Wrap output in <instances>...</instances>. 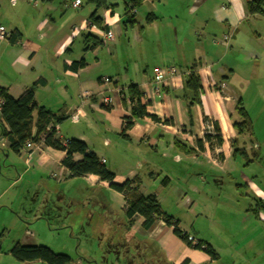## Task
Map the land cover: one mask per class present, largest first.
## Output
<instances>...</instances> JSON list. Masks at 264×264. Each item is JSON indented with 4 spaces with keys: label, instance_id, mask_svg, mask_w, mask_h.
Here are the masks:
<instances>
[{
    "label": "crops",
    "instance_id": "obj_1",
    "mask_svg": "<svg viewBox=\"0 0 264 264\" xmlns=\"http://www.w3.org/2000/svg\"><path fill=\"white\" fill-rule=\"evenodd\" d=\"M83 1L85 3V0ZM129 1L117 0L119 5L113 11L110 9L97 11L96 16L103 21L106 30L111 32L112 39L103 40L100 47L89 51L85 45L89 39L85 41V36L92 33L91 35L97 37L98 33H102L99 29L96 30L98 33L94 31L90 33L87 28V24L90 23L89 17L94 9L91 4H85V8H82L81 4L79 8H72L69 6V0H36L35 3L29 0H0V27L7 33L6 39L0 40V89H6L11 98H16L26 88L41 80L43 84L39 85L34 92V101L37 106L44 107L66 118L74 115V117L84 119L88 116L89 111L100 113L107 123L106 131L109 134L119 136L123 118L129 116V106L125 108L122 105L118 93L127 87L121 83L137 85L140 92L147 96L143 100L149 102L148 113L155 115L160 122L155 123L149 119L138 121L126 132L127 138H122L123 140L138 144L146 143L152 149L167 150L166 154L175 150L176 162L173 163H182V156L185 159L188 156L179 152L174 146L173 141L177 140L187 148L194 150V156L198 155L203 158L204 162L215 167L218 166L222 173H226L229 164L237 160V157L232 155L234 148L231 143L233 141L238 142L239 140V147L241 145L247 155L251 153L254 160L255 157L261 156L263 159L264 156L261 154L263 144L255 142L253 129L252 136L248 139L250 141L249 147L245 149L244 137H240L233 127V124L236 123L234 121L236 103L240 99H238L236 87L225 81L226 77L236 70L233 66L234 63L231 62L235 56L244 64L264 63V17L248 14L247 3L251 0H225L226 8L220 7L219 13L214 11L215 23L220 25L222 30L212 35H219L218 37H220L223 34H231L228 48H223L217 44L214 47L220 49L208 53V47L200 42V38L203 39L205 35L203 26L200 25L198 32L193 33L198 42L193 44V49L191 46L189 47L194 54L190 67L196 66L195 71L201 80V107L196 104L190 106L191 94L184 90V77L190 68L183 64L188 63V56L185 53H170L168 58L176 59L177 63L169 65L165 64V61H161L160 64L152 68V78L147 74V68L133 77H125L121 74L119 67L120 69L117 68L114 74L116 80H112L111 77H104L110 82L104 85L100 83L101 79H99L98 86L93 84L90 73L98 62L97 60L96 63L88 62V52H91V56L97 57L104 52L101 50V47H106L104 43L113 45L121 39V36L126 32L121 26L124 20L122 7ZM156 1L158 2V0ZM149 2V0H142V5ZM133 13L136 21V11ZM66 16L72 17L70 28H67L66 33L57 32L55 19L61 21ZM190 22L191 20L186 26ZM199 22L201 23L203 20ZM155 23L156 20L148 27L153 28ZM136 26H139L138 23ZM131 33L136 43L140 44L143 40L149 41V38L144 37V35L149 36L145 27L141 30L138 29L136 33ZM10 37H13L14 42H11ZM78 38L81 39L80 45L83 46L84 52L75 55L70 48H72L74 40ZM209 41L212 47L211 40ZM158 45L161 47L160 42ZM112 49H115V45L112 46ZM196 58L198 60H195ZM3 59H7V65L2 62ZM179 65H183L185 69L182 70ZM126 68H122V73L128 74ZM168 68L175 69L177 75L172 78L169 77L167 75ZM158 69H162L166 73V79L162 83L156 81ZM108 86L109 90H106ZM101 91L108 93L110 102L112 96L111 106L103 107L98 104V93ZM85 94H88V98L89 96L94 97L85 106H81V114H73L81 104L82 96ZM240 101L242 102V99ZM188 111L191 119L187 114ZM32 117L35 120V112ZM76 124L73 123V125ZM1 125L0 134L3 128L7 131V127L0 117ZM215 126L218 128L219 136L222 139V144L219 147L215 143H211L212 138L217 135L213 130ZM56 127V136L60 140L78 139L88 147V139L83 134L76 133L75 136L74 134H66L64 136L60 124ZM34 132L35 129L33 128L32 134ZM165 135L171 136L172 142L164 148L159 143L162 142L160 140ZM203 136L210 137V141L207 143L213 149L211 158L206 157L207 148ZM195 141L200 143L194 145ZM88 150L94 153L100 161H104L105 165L108 163L106 159L102 156L99 157L89 147ZM27 153L29 151L23 148L19 152H13L7 141L0 138V264H46L39 261L19 262L10 255L9 251L15 243L27 247L48 246L50 249L51 241L59 234H63L66 243L70 246L76 245L75 252L69 254L76 258V260L71 258L72 264L79 262L95 264L97 261L92 257L93 250L105 255L110 250H103L101 249L102 246L110 244L116 247L119 242L128 254L133 253V249L135 253H141L142 246L150 245L154 252L160 251L163 254L165 264L213 263L203 252L186 247L172 234V229L161 221H157L149 231H142L143 219L141 217H136L130 228L127 227L126 223L127 229L136 234L134 236L137 238L128 236L125 232V235L120 234L113 239L111 238L104 245L101 243V239L93 242L95 233L85 238L86 229L82 222L83 209L90 201L93 191L90 190L91 195L79 200L75 199L76 194L74 195L73 192H62V187L75 183L76 179H81L82 183L88 184L89 187L101 186L108 201L110 199L115 200L122 211L125 206L124 197L110 190L107 183L99 182L95 176L71 178L67 170L61 166L65 158L64 152L39 146L35 150L32 149L29 156ZM167 157V155H161L159 158L166 161ZM81 159V155H73L74 162ZM258 163L262 164V162ZM182 169L184 170V168ZM162 173L167 175L166 172H160L155 173V176H162ZM230 173L232 174L233 171ZM231 174L227 173V175ZM253 176L250 179H253ZM125 181L115 175V184H122ZM245 181L247 183L245 195L248 193V197L253 201L254 199L264 201V191L257 189L253 180L245 178ZM140 193L144 195L141 191ZM63 208L65 209L63 214L71 219L67 222L69 224H63L59 218L58 212ZM255 218L264 225V214L260 213ZM101 224L105 233L109 234L110 229L107 224L104 222ZM122 231L124 232L123 229ZM148 241L149 243H147ZM95 243V248H91ZM148 251L145 250V253L147 254ZM149 255L148 258L157 261L156 253L151 251ZM101 261H103V257ZM258 261L259 256H257L256 264ZM261 261L264 262L263 259ZM242 262H244L243 264H253V260L245 257H243Z\"/></svg>",
    "mask_w": 264,
    "mask_h": 264
},
{
    "label": "rangeland",
    "instance_id": "obj_2",
    "mask_svg": "<svg viewBox=\"0 0 264 264\" xmlns=\"http://www.w3.org/2000/svg\"><path fill=\"white\" fill-rule=\"evenodd\" d=\"M149 1L136 10V21L139 26L146 28L149 36L144 35V37L149 38L148 42L143 38L140 44L134 41L131 32L136 33L139 27L135 26L133 29H127L121 39L113 44L115 49H112L111 43H104L106 47H101L104 52L97 57L91 56V52H88V62L96 63V60L98 62L90 73V78L95 86H98L99 79H101L100 83L104 85L110 82L108 80L107 83H103L104 77H111L112 80H116L114 74L117 68L122 70V68L127 67L128 74L122 73L120 70L125 77H133L147 68V74L152 78V68L160 64L161 61H165V64L169 65L177 63L176 59L168 58L170 53H185L188 56V63L183 64L185 67H190L194 54L189 47L191 46L193 49V44L198 42L193 33L198 32L200 25L205 30L204 38H200V42L208 47V53L220 49L214 47L217 44L223 48H228L231 34H223L220 37H218L219 35H212L222 30V27L215 23L214 11L219 13L220 7L226 8L225 0ZM78 2L82 8L86 7L83 0H78ZM71 12L73 11L71 10ZM149 13H152L156 18L153 28L148 27L150 24L146 23V17ZM203 16L204 18H201ZM200 19L203 22L200 23ZM190 20V24L186 26ZM55 22H57V32L66 33L67 28H70L69 26L72 24V17L66 16L61 21L55 19ZM222 36L227 37L226 45L213 43L214 40L218 41ZM209 40H211L212 47ZM80 42L81 39L79 38L74 40L73 46L70 48L75 55L84 52ZM158 42H160L161 47H159ZM2 62L7 65V59H3ZM231 62L234 63L233 66L236 70L229 74L225 81L236 87L238 99H242L241 108L252 122L254 138L256 139L254 140L263 144L261 154L264 156V63L244 64L239 61L237 56L233 57ZM179 66L182 67V70L185 69L183 65ZM176 75L177 71L171 75V78ZM165 79L166 77L163 81ZM121 85L128 86L129 83L122 82ZM106 90H109V86ZM102 94L108 97L109 102L106 105L111 106L113 99L111 96L110 102L106 91L98 93V104L102 105L101 100L104 98ZM92 97L94 96L88 98V94L82 96V107ZM143 102L145 101L143 100ZM82 107L76 109L79 110V114L82 112ZM76 110L73 114L76 113ZM234 121L240 123L242 117L236 113ZM73 123L77 124L73 125ZM60 126L64 131V136L66 134H74L75 136L76 133L86 136L89 149L96 152L99 157L102 156L106 159L108 162L106 165L104 164L106 169L119 179L127 180L133 176L139 178L140 191L144 195L155 194L158 197L162 211L178 222L179 229L190 236L189 240L192 241L193 245L197 243V240H200L215 251L218 260L212 264H241L243 257L253 260V264H256L257 256H259L258 264H264L261 261L264 260V225L258 222L252 211H249L254 209L251 208L254 206V201L248 197V193L245 195L246 188H240L244 187L245 178L250 180L253 175H264V161L261 165L258 162L246 164V161L238 156L236 162L229 164L226 173H222L218 166L215 167L204 162L203 158L198 155H192L186 159L182 156L183 164L173 163L176 162L175 150L166 154L167 150L152 149L146 143L138 144L123 140L118 135L109 134L106 131L107 123L103 116L97 112L89 111L88 116L84 119L74 117V115L70 116L64 119ZM251 136L248 133L243 136L245 149L249 147L250 141L248 139ZM152 137L155 138V136ZM203 140L207 148L206 157L211 158L213 149L205 137ZM160 141L162 142L159 145H163L165 148L172 142V137L165 135ZM196 141L193 143L194 145L197 144ZM211 143H216L215 138H212ZM161 155H167V160H161L159 158ZM231 171H233L232 174ZM160 172H166L169 176L163 175L165 173H162V176H155V173ZM227 173L231 175H227ZM165 177H168L169 180H165ZM83 183L81 179H76L75 183L63 186L62 192H73L74 195L76 194L75 199L81 200L85 196L91 195L90 190L93 191L90 201L84 206V214H81L86 229L85 238L95 233L93 242L101 239V243L104 245L111 238L113 239L120 234L125 235V232L128 236L136 237L134 236L136 234L127 229V219L122 209L119 208L120 205L113 199L108 201L101 186L89 187L88 184ZM257 189H264V184H261V187H257ZM63 211H65L64 208L58 212L59 218L63 224H69L67 222L70 218L65 216ZM102 222L107 224L110 229L109 234L105 233ZM51 242L49 246L54 254H64L76 260L75 256L69 255L73 251L75 252L76 245L70 246L66 243L63 234L55 236ZM96 243L91 248H95ZM101 249H109L110 251L103 255L101 252L93 250L92 257L97 261L95 264H161L158 262L159 260L155 261L153 258H148L151 251L154 253L153 247L150 245L142 246L141 253H135L133 249L131 254L125 251L121 242L116 247L106 244ZM145 250H149L147 254ZM102 257L103 261H101ZM78 264L87 263L79 262Z\"/></svg>",
    "mask_w": 264,
    "mask_h": 264
},
{
    "label": "trees",
    "instance_id": "obj_3",
    "mask_svg": "<svg viewBox=\"0 0 264 264\" xmlns=\"http://www.w3.org/2000/svg\"><path fill=\"white\" fill-rule=\"evenodd\" d=\"M70 1V0H69ZM79 3V2H78ZM85 4H91L93 6V12L89 17V22L95 25L102 32H106V27L103 26V21L99 19L97 11L99 9H110L114 10L119 4L117 0H85ZM142 5V0H130L129 3L124 4L122 28L123 30L131 29L137 25L134 20V13ZM80 7V4H79ZM247 12L249 15H259L264 17V0H251L247 3ZM156 18L149 13L146 17V23L151 24ZM139 30L143 27L139 26ZM91 33V31H90ZM92 34V33H91ZM85 36L86 49L91 51L102 45L103 40L99 36L94 35ZM11 42H14L13 37H10ZM85 49V50H86ZM196 66H192L188 69V74L184 77V90L191 94V100L189 105L196 104L201 107L200 97L202 95V86L200 78L196 73ZM41 80L36 81L31 86L26 88L20 93L16 98H11L6 89H0V97L3 100L2 107L0 109V117L3 124L7 127V131L3 128L0 138L7 141L9 148L13 152H19L25 143L30 141L31 144L39 147L44 146L57 151L65 153V158L61 163V166L67 170L71 178H82L87 175H92L98 178L99 182H104L108 184V188L116 193L121 194L125 200V206L123 208L124 215L127 219V227L130 228L136 217H141L143 222L141 224V230L144 232L149 231L155 225V223L160 220L167 227L172 229V234L181 241L186 247L198 250L206 254L211 261L215 262L218 260V255L215 251L206 243L197 240L196 244H192L189 240V235L184 233L179 229V224L174 220L173 217L167 215L162 211L160 203L155 195H142L139 191L140 180L136 176L132 179L126 180L122 184H115V175L109 172L105 165L96 157V155L88 150V147L84 142L78 139L66 140L63 143L62 140L57 138L56 133L53 129L48 127H53L62 123L66 117H62L53 113L44 107L37 106L34 101L35 89L42 85ZM120 100L122 105L129 108V116L123 118V125L119 136L121 138H127L126 132L129 131L136 122L149 119L152 122L159 123L160 120L152 114L148 113L149 102H143V96L137 85H129L124 90L119 91ZM241 101L236 103V113L242 117L240 123H234L233 127L236 129L237 134L242 137L247 133L252 135V122L247 115V113L241 108ZM36 113L35 120H33V113ZM189 118L191 119L190 112H187ZM166 122V121H165ZM2 128V125L0 126ZM35 129L34 134H32V129ZM48 128V129H47ZM215 135V145L217 147L221 146L222 139L219 136L218 128L215 126L213 128ZM207 141H210V137H205ZM239 142V140H238ZM237 141H233L232 155L235 157L240 156L246 164L254 162H262L264 159L261 157H254L251 153L248 155L245 153L244 149L239 147ZM200 142H197L199 144ZM174 146L177 150L186 156L194 155V150L187 148L182 145L177 140L173 141ZM78 154L82 156V159L78 162L73 161V155ZM250 179L254 181V185L261 187L264 184V175L257 176L254 175ZM165 180L169 178L165 177ZM247 183L244 184L245 188ZM264 191V189H262ZM254 208L252 214L256 217L258 214H264V201L254 199ZM10 255L19 262H33L39 261L46 264H72V259L64 254H54L48 247L36 246L27 247L21 246L15 243L9 251ZM157 254V261L161 264H165V259L160 251L154 252ZM242 262L241 264H243ZM184 264V263H183Z\"/></svg>",
    "mask_w": 264,
    "mask_h": 264
},
{
    "label": "built area",
    "instance_id": "obj_4",
    "mask_svg": "<svg viewBox=\"0 0 264 264\" xmlns=\"http://www.w3.org/2000/svg\"><path fill=\"white\" fill-rule=\"evenodd\" d=\"M30 2H32V3H35L36 2V0H29ZM69 6H71L72 8H79V3H78V1H75V0H70L69 1ZM87 28H88V30H90V31H94V32H96V33H98L96 30H98V28L95 26V25H93V24H91V23H89V24H87ZM98 36L100 37V39H102V40H111L112 39V34H111V32H109V31H106V32H102V33H98ZM6 37H7V33H6V31L2 28V27H0V40H4V39H6ZM213 43H219V44H221V45H226L227 44V37L226 36H222L218 41H213ZM167 72H168V76H170L171 77V75H174L175 74V71H174V69L173 68H171V69H167ZM165 75H166V73H165V71L164 70H162V69H158L157 71H156V81L157 82H159V83H162V81L164 80V78H165ZM103 83H107L108 82V80L106 79V78H104L103 79V81H102ZM104 94H102V96H103ZM142 96H143V98L145 99L147 96H146V94L145 95H143L142 94ZM108 97H106L105 95H104V98H103V100H101V104H102V106H107L106 104L109 102V100L107 99ZM2 104H3V100H2V98L0 97V109H1V107H2ZM81 104H82V101H81ZM79 105V108L82 106V105ZM76 115H79V110H76V113H75ZM49 129H53L54 130V132L56 133V135H57V127L56 126H53V127H48ZM47 128V129H48ZM63 143H66V141H63ZM36 148H38L37 146H35V145H33V144H31V142L30 141H28V142H26L25 143V145H24V147H23V149L24 150H28L29 151V153H27V155L29 156L30 155V152H31V150L32 149H36ZM101 163H103L104 164V161H101Z\"/></svg>",
    "mask_w": 264,
    "mask_h": 264
}]
</instances>
